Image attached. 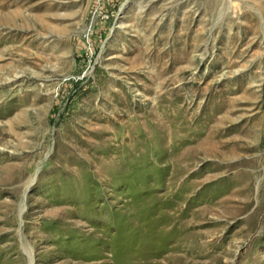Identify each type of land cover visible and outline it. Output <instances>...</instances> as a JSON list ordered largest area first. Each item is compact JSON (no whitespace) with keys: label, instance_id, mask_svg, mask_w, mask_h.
Wrapping results in <instances>:
<instances>
[{"label":"rangeland","instance_id":"rangeland-1","mask_svg":"<svg viewBox=\"0 0 264 264\" xmlns=\"http://www.w3.org/2000/svg\"><path fill=\"white\" fill-rule=\"evenodd\" d=\"M0 264H264V0H0Z\"/></svg>","mask_w":264,"mask_h":264},{"label":"built area","instance_id":"built-area-1","mask_svg":"<svg viewBox=\"0 0 264 264\" xmlns=\"http://www.w3.org/2000/svg\"><path fill=\"white\" fill-rule=\"evenodd\" d=\"M112 1H114V0H112Z\"/></svg>","mask_w":264,"mask_h":264}]
</instances>
